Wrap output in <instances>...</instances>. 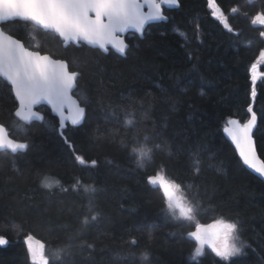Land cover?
Segmentation results:
<instances>
[{
  "label": "trees",
  "instance_id": "trees-1",
  "mask_svg": "<svg viewBox=\"0 0 264 264\" xmlns=\"http://www.w3.org/2000/svg\"><path fill=\"white\" fill-rule=\"evenodd\" d=\"M180 2L168 12L167 22L149 25L143 38L131 35L124 56L88 46L65 49L58 38L26 22L3 24L28 46L39 43L40 51L70 64L79 58L83 66L73 70L83 75L76 95H87L90 102L84 122L63 130L73 151L60 135L58 119L43 106L39 109L56 128L39 122L24 131L13 128L14 97L0 93V122L14 138L29 144L23 153L0 152V235L9 241L0 246V264H31L24 239L28 234L45 244L49 264H224L207 251L198 262L191 259L196 243L187 233L195 225L166 217L162 192L147 184V176L161 169L185 188L193 185L186 192L199 204L201 224L221 217L239 222L241 239L251 247L232 264H260L264 181L242 165L223 127L229 118L242 123L250 118L251 104L258 115L255 137L264 159V64L258 66L262 74L254 102L250 80V67L264 51V26L253 25L251 19L264 12V0H217L232 32L211 17L206 0ZM232 8L237 11L232 13ZM126 112L138 121L131 129L123 126ZM145 112L148 119H142ZM146 135L151 137L149 146L168 147L156 152L143 172L129 150ZM122 140L128 148L121 147ZM193 153L202 161L199 175ZM209 154L222 164L221 172L208 167ZM75 155L88 164H79ZM92 160L97 161L94 167ZM45 176L58 179L67 191L42 187ZM77 179L98 189L91 211L83 188L72 187ZM93 211L99 212L98 219L83 225ZM133 238L137 245L130 249ZM68 245L62 260L54 262L53 250ZM129 250L137 254L134 259L124 256ZM143 251L149 253L148 261L141 260Z\"/></svg>",
  "mask_w": 264,
  "mask_h": 264
},
{
  "label": "snow or ice",
  "instance_id": "snow-or-ice-1",
  "mask_svg": "<svg viewBox=\"0 0 264 264\" xmlns=\"http://www.w3.org/2000/svg\"><path fill=\"white\" fill-rule=\"evenodd\" d=\"M211 17L218 21L224 29L232 32L228 17L218 5L217 0H206ZM178 6V0H0V93L7 91L12 94L15 108L11 126L19 131L26 130V126L34 122L50 124L45 116L38 110V106L45 104L50 106L51 112L59 117L58 128L60 135L69 148L75 151L74 146L64 136L67 125L78 126L86 117L89 104L87 95H76L79 79L83 73L73 70V66L79 69L83 66L79 58L74 57L71 64L65 59L54 58L53 55L42 52L41 44L26 46L24 41L16 38L2 26L4 22L21 21L29 24L33 30H43L45 35L51 34L58 38L60 46L67 48L71 45L90 49L109 51V46L117 53L123 55L129 48L123 34L134 30L143 36L146 26L151 22L166 21L163 7ZM147 9V11H145ZM236 8L231 12L235 13ZM253 25L264 26V12H257L251 19ZM180 35H185L180 33ZM264 37V31L260 32ZM35 37H33L34 39ZM264 64V51H261L255 63L250 67L251 97L253 102L257 96V83L259 73L258 66ZM203 94V93H201ZM83 104V106H82ZM250 118L245 122L239 119L229 118L223 127L224 133L234 146L239 161L251 172L264 178V159L258 153L257 141L254 131L257 129V113L250 104L247 108ZM142 119H148V114L142 113ZM123 126L125 129L135 127L138 121L132 112L125 113ZM162 128H167L164 123ZM151 137L144 136L143 142L135 141L129 150V155L134 158L138 170L146 172L148 165L154 162V155L158 151H165L167 144L152 143ZM29 147L27 142L14 139L9 127L0 123V152L18 154L23 153ZM122 148H128L125 141H121ZM172 155L171 151L167 153ZM76 161L81 165L88 161L81 155H75ZM208 167L216 172L222 171V164L214 162L212 154L208 156ZM91 166H96L97 161L92 160ZM202 161L198 153H193V167L195 174L199 175ZM147 184L158 188L163 195L166 217L175 221L187 222L195 225L194 231H189L187 236L196 243L192 253L193 261L199 260L205 255L206 248L214 253L224 264H232L234 258L246 256V248L251 247L241 239V228L238 221H228L223 217L209 224H201L197 219L199 204L194 198H189L186 188L192 189L188 184L186 188L181 183L167 177L161 169L153 175L147 176ZM41 185L52 190L59 188L67 191L58 179L45 176ZM74 190L83 192L88 196L89 210L93 209V197L98 191L92 185L81 184L77 179L72 186ZM99 212H92L90 217L85 216L83 225L90 221H96ZM151 228H149V236ZM27 253L31 264H49V256L46 254L45 244L28 234L25 238ZM8 239L0 235V246L7 245ZM137 245L133 238L129 248ZM91 247V245H88ZM70 245L58 247L52 252L53 261H60L66 254ZM255 251V249H253ZM136 253L127 251L124 256L134 259ZM142 261H148L149 253H140ZM260 264H264V257L260 258Z\"/></svg>",
  "mask_w": 264,
  "mask_h": 264
},
{
  "label": "water",
  "instance_id": "water-1",
  "mask_svg": "<svg viewBox=\"0 0 264 264\" xmlns=\"http://www.w3.org/2000/svg\"><path fill=\"white\" fill-rule=\"evenodd\" d=\"M180 4H181V2H180V0H178V6H172V7H168V6H164L163 7V11H164V14L168 17V19L166 20V21H163V22H167L168 20H169V15L168 14H166L165 13V7L166 8H168V9H171V10H173V9H177V8H179L180 7ZM145 11H147V9H145ZM158 22H162V21H158ZM4 23H6V22H4ZM153 23H157V22H151L149 25H151V24H153ZM149 25H147L146 26V29L148 28V26ZM3 26V25H2ZM146 29H145V31H146ZM130 32H134V33H136L134 30H129L127 33H125V34H123V38H124V40H125V42L130 46V44H129V42L127 41V39H126V35L128 34V33H130ZM137 35H139V37H141V38H143L144 37V35H145V32H144V34H143V36H141L139 33H136ZM17 38V37H16ZM19 39V38H18ZM23 41V40H22ZM109 48H111V46H109ZM128 50V49H127ZM127 50H126V53H127ZM116 52V51H115ZM106 53V52H105ZM126 53L125 54H123V55H126ZM50 54V53H49ZM119 54V53H118ZM121 55V54H120ZM54 58H56V57H54ZM57 59H61V58H57ZM40 106H45V107H47L49 110H50V112H51V109H50V106H48V105H45V104H42V105H40ZM40 106H38V107H40ZM82 106H83V104H82ZM39 110V109H38ZM40 111V110H39ZM44 116H45V114H44V112H42V111H40ZM86 113H87V110H86ZM51 115H53L54 117H56L58 120H59V117L58 116H56L54 113H52L51 112ZM235 119H238V118H235ZM85 120V119H84ZM84 122V121H83ZM82 122V123H83ZM81 123V124H82ZM70 125V124H69ZM68 126V125H67ZM66 126V127H67ZM79 126V125H78ZM257 126H258V115H257ZM65 127V128H66ZM256 131V130H255ZM255 131H254V138L256 139V137H255ZM225 134V133H224ZM225 136H226V138L228 139V141L231 143V141H230V139L227 137V135L225 134ZM15 139V138H14ZM21 142H24V141H21ZM232 144V143H231ZM234 147V146H233ZM259 153V152H258ZM262 158V157H261ZM263 159V158H262ZM250 171V170H249ZM251 172V171H250ZM253 173V172H252ZM254 175H256L257 177H259L257 174H255V173H253ZM261 180H263L264 181V178H261V177H259ZM42 242V241H41ZM8 245V244H7ZM7 245H4V246H7Z\"/></svg>",
  "mask_w": 264,
  "mask_h": 264
},
{
  "label": "rangeland",
  "instance_id": "rangeland-1",
  "mask_svg": "<svg viewBox=\"0 0 264 264\" xmlns=\"http://www.w3.org/2000/svg\"><path fill=\"white\" fill-rule=\"evenodd\" d=\"M177 31H178L179 33H183L182 31H180V30H178V29H177ZM257 71H258L259 76H260L262 73H261L258 69H257ZM259 76H258V77H259ZM134 164H135V163H134ZM206 251H207V252H211V251H210L209 249H207V248H206L205 252H206ZM211 253H212V252H211ZM213 254H214V253H213Z\"/></svg>",
  "mask_w": 264,
  "mask_h": 264
},
{
  "label": "flooded vegetation",
  "instance_id": "flooded-vegetation-1",
  "mask_svg": "<svg viewBox=\"0 0 264 264\" xmlns=\"http://www.w3.org/2000/svg\"><path fill=\"white\" fill-rule=\"evenodd\" d=\"M170 10H171V9H168V8L165 7V13H166V14H168V12H169ZM168 15H169V14H168ZM146 32H147V29H146L145 33H146ZM136 35H137V34L134 33V37H135Z\"/></svg>",
  "mask_w": 264,
  "mask_h": 264
},
{
  "label": "bare ground",
  "instance_id": "bare-ground-1",
  "mask_svg": "<svg viewBox=\"0 0 264 264\" xmlns=\"http://www.w3.org/2000/svg\"><path fill=\"white\" fill-rule=\"evenodd\" d=\"M124 56V55H123Z\"/></svg>",
  "mask_w": 264,
  "mask_h": 264
}]
</instances>
